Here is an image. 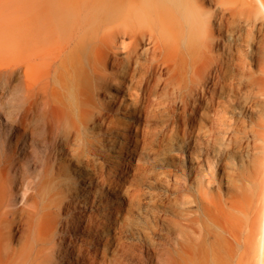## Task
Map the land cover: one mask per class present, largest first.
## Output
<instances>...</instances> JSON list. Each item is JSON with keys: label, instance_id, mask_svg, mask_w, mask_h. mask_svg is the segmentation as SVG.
Wrapping results in <instances>:
<instances>
[{"label": "bare ground", "instance_id": "1", "mask_svg": "<svg viewBox=\"0 0 264 264\" xmlns=\"http://www.w3.org/2000/svg\"><path fill=\"white\" fill-rule=\"evenodd\" d=\"M238 10L245 15L241 39L250 41L260 23L264 43V0H0V76L22 90L11 133L47 128L60 147L53 175L57 157L84 139L89 121L113 122L109 99L120 108L127 97L130 116L149 120L178 97L200 120L199 129L207 120L215 134L230 137L238 120L219 90L239 80L245 63L222 35L234 31ZM258 72L249 77L250 92L264 105V55ZM113 85L118 92L110 96ZM6 160L0 167V264H102L95 248L98 220L74 213L73 204L54 200V193L46 198L40 182L16 191L4 178ZM64 214L71 219L63 220ZM258 225L255 261L264 264V198Z\"/></svg>", "mask_w": 264, "mask_h": 264}, {"label": "rangeland", "instance_id": "2", "mask_svg": "<svg viewBox=\"0 0 264 264\" xmlns=\"http://www.w3.org/2000/svg\"><path fill=\"white\" fill-rule=\"evenodd\" d=\"M244 17L236 11L234 31L222 35L245 63L239 80L219 90L220 101L238 120L230 137L215 134L207 120L199 129L200 120L178 97L149 120L130 116L127 97L126 107L120 108L109 99L113 122L89 121L84 139L57 157L53 175L50 167L59 142L39 125L31 124L34 134L20 133L17 127L11 133V123L19 122L22 90L19 83L9 87L0 76V167L7 159L6 181L18 192L40 182L46 198L54 193L50 197L71 202L74 213L93 215L100 224L95 248L102 264H258L255 229L264 198V130L259 128L264 105L260 96L251 94L249 77H260L264 43H259L260 23L258 38L241 39ZM108 90L110 96L118 92L114 85ZM89 182L95 186L92 191ZM62 218L71 219L65 214ZM251 226L255 234L249 236Z\"/></svg>", "mask_w": 264, "mask_h": 264}]
</instances>
